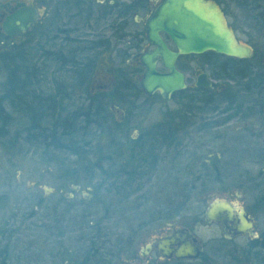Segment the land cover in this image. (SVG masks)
Masks as SVG:
<instances>
[{
	"label": "flooded vegetation",
	"instance_id": "1",
	"mask_svg": "<svg viewBox=\"0 0 264 264\" xmlns=\"http://www.w3.org/2000/svg\"><path fill=\"white\" fill-rule=\"evenodd\" d=\"M165 1L0 0V45L4 38L11 43L17 42L16 38L5 35L4 24L10 17L29 8L30 30L21 34V38L30 32V41L35 43L37 34L41 35L40 32L44 34L50 30L59 32L70 30L78 35V28H82V14L85 7V20L89 21L92 31L91 70L87 68L88 63L84 67L79 63V66L81 70L86 68L92 72V63L97 60L96 72L99 82L90 93V98L94 101L90 115L95 118V124L99 121L108 122V134L103 140H106L107 157L112 159L110 160L112 166L107 169L95 167L92 170L102 172L106 176V186L116 199L110 200L109 205L106 206L98 200L97 194L93 197L96 191L94 188L98 184H95L93 189L85 188L89 191L88 195L81 192V185L75 180L80 175L78 174L80 169L77 168H58L60 173L50 176L54 177L53 181L56 185L46 191L45 197H39L37 200V193L30 194L31 200L35 199L34 203L37 206L43 205L47 210L44 225L47 239L44 254L46 264H80L77 263V259L83 255L81 250L85 249L87 242L93 236L109 237L112 246L123 245L125 247L123 253L130 259L150 260L142 264H157L154 263L156 261L161 262L159 264H166L163 263L164 261L172 264L175 261H190L175 258L174 254L177 248L186 242L201 245L204 252V245L198 239L195 230L198 226L216 229L222 242L246 239L247 244L246 248L242 249L243 252L250 254L254 261H261L255 251L260 240V234L256 231V218L244 203L238 204L243 194L241 186L237 183L240 182L242 185L243 181H249L248 171L243 170L244 173L241 171L244 178L235 179V184L227 183V170L221 160L217 164L211 162V160L217 161V157L214 158L216 160L206 158L201 162L192 154L190 162L181 168L177 164L180 161L177 150L179 134L186 128L189 129L191 124H199L196 130L202 133L210 130L211 127L216 128L215 122L210 123L200 118L205 112L213 111L217 107L212 104L215 97L225 102L226 105L222 107L237 108L243 105L235 102V96L249 94L256 97L262 90L264 78L259 75L258 63L261 60L262 65L264 57H260L257 53L256 44L259 35L264 34V0H206L216 4L224 18V24L232 31L239 44L250 48L251 55L241 58L224 56L226 62H222L219 66L220 74L217 79L210 77L205 69L210 65L208 59L196 66L194 54L178 55L173 62L174 69L183 74L185 87L173 91L168 97H163L159 91L145 94L140 83L146 72L142 59L144 56H150L157 49V46L149 40L146 27ZM157 34L168 51H177L176 43L166 31L158 30ZM78 39L79 37L75 36L69 42V45L74 47V51L68 50L67 53H70L68 62L75 63V58L77 59L82 53ZM154 59L156 74L170 73V69L164 65L159 55ZM201 74L206 76L210 86L197 84V77ZM190 76L194 79L191 83L187 79ZM87 79L89 80V77ZM131 80L134 82H130ZM100 88L102 91L98 90ZM99 92L110 97L108 107L102 105L103 99L98 96ZM255 100L252 101L253 104ZM180 107L188 108L181 110ZM210 107L214 108L210 109ZM197 115L200 119L196 120ZM152 118L155 122L151 125L146 124V122L150 124ZM142 125L145 127L148 125V130L142 131ZM73 156L78 158L75 154ZM157 163H165L170 167L171 195L167 196V199L161 206L156 207L150 216L127 215L143 206L140 202H136L138 199L142 201V193L136 197L135 204L132 203V198L142 189L145 182L142 181L143 178L155 169ZM10 176L6 169H0V185L4 183L6 188L7 183L8 189L0 193V211L8 213L7 219L0 223V264H20L23 253L18 248L13 249L11 238L18 236L21 230L27 231L29 233L27 237L30 238V228L34 227L30 224V219L33 217L30 210L23 215L22 212L18 215L17 209L11 208V211H8L10 203L23 199L18 195L19 189L9 192ZM91 179L93 184V180L96 179L92 177ZM66 188L71 192H65ZM181 192L184 194L180 201ZM121 203L124 205V210L117 214L114 209H119ZM87 205L89 209L80 213ZM106 208H109L106 212L111 214L101 215L100 220H95L98 211L102 213ZM209 211L210 217L206 214ZM180 219H185L187 223L177 225ZM102 222H110L112 230L109 231L108 228L103 230ZM158 222H166L168 227L164 231L152 228L155 234L152 235L150 242L148 241L144 247L137 246L136 240L141 232L143 234L146 232L147 224ZM62 223L65 224L64 228L67 225H74L73 230L83 231L81 239L76 242L79 245L81 243V246L77 247L78 254L64 247L59 241L63 236ZM122 226L123 235L118 231ZM88 230L93 231L91 236L86 232ZM109 252L107 264H116L112 262L120 257V253L114 254L111 250ZM116 255L118 256L115 257Z\"/></svg>",
	"mask_w": 264,
	"mask_h": 264
},
{
	"label": "rangeland",
	"instance_id": "2",
	"mask_svg": "<svg viewBox=\"0 0 264 264\" xmlns=\"http://www.w3.org/2000/svg\"><path fill=\"white\" fill-rule=\"evenodd\" d=\"M84 9L85 7L83 8L82 14V28H78V35H75L76 33L74 34L70 30H68V32L50 30L44 32V34L40 32L41 35L37 34L36 41L33 43L32 40L30 41L29 32L18 42L11 43L10 41L3 40V43L0 45V52L13 49H18V52H22V66H24V68H29L30 72L32 70L35 77L31 79L30 99L32 95H34L35 99L41 98L50 100L52 98L54 102H58V107H54L52 111H47L48 113L45 112V114L47 113L49 115L54 113L56 115L61 113L62 118L67 117L68 119L72 118L73 115L76 116L75 119H77V121H75V125L72 124L70 119L67 123L68 125L75 126V128L71 126V139L75 138L79 141L78 149L82 155V157L75 158L73 155H69L64 149H51L44 152L41 144H29L25 133V129L28 125L27 117L13 108L17 107V105H10L8 102H4V109L8 111L7 113L9 116V125L5 128L6 136L9 139L15 137L16 142L11 153L10 151H6L8 146V143H6L8 142L7 139H1L3 141H0V169H6V171L11 174V182H9L10 186L8 187L10 188L9 192H13V189H19L18 195L23 198L16 203H10L8 211L10 212L11 208L13 210L17 209L18 211L16 212H18V215L20 212H22L21 214L23 215L30 210V212H32L31 215H33L32 219H30V224L34 225L33 228H30V238L27 237L29 233H27V231L22 232V230L21 232L19 231L18 236L13 235L14 237L11 238V243L14 245L13 249L17 250L18 248L21 253H23L20 264H46L44 254L47 239L44 225L46 224L47 210L43 205L37 206V204L34 203L36 200H31L30 194L37 193L36 199L43 196L45 197L46 191L56 185L53 181L54 177L50 176H55L60 173V171L57 170L58 168L80 169V173H78L80 175L78 179H75L81 185L80 191L82 190L81 192L88 195L89 191L85 190V188L92 187L93 189L94 185L98 184L97 187L94 188L96 191L93 197L97 194L98 200L102 201L103 205L108 206L110 200L116 199L113 197L112 193H110L108 186H106V176L103 175L102 172H94L92 170L95 169V167H99V165L104 169L112 166L110 162L112 159H108L107 157L106 140H103V137L108 134V122L99 121L95 124V118L91 117V121L87 124L84 123L82 116L92 111L91 107H93L94 101L90 98V93L99 82L98 72H96L97 60L92 63L93 68L92 72H90L91 74L88 75L89 80L80 81L79 75L76 74L77 71H75V69L80 68V66L76 64L80 63L82 67H84L86 63L90 65V60L92 58V52H90L92 31L89 21L85 20ZM75 36L79 37L78 41L80 42L82 53L77 59L75 58V64H73V62H68L70 53L68 54L67 52L68 50L74 51V47L69 45V42L73 40ZM256 51L260 54V57H264V34L263 36L259 35ZM193 57L196 66L201 65L205 59H208L210 65L205 69H207L210 77L215 79L219 78V66L222 62H226L224 56L212 52H205L203 54H195ZM76 61L79 62L76 63ZM260 61L258 63V72H260L259 75L264 78V63L261 65ZM71 63L73 65H70ZM3 66V64L0 65V94L3 91V84L6 78V68ZM98 67L99 66H97V68ZM79 71L81 72V70H78V72ZM187 79L189 83L194 80L192 76ZM260 81H262V79ZM130 82L133 83L134 81L131 80ZM98 90L102 91L101 88ZM98 96L103 99L101 100L102 105L108 107L107 104L109 103L110 97L101 92H99ZM193 96L197 97L196 94H193ZM235 97V102L239 105H243V107H222L226 105L224 104L225 102L215 97L212 104H215V106L217 105V107H210V109L214 108L213 111L205 112V114L200 117L206 121L208 120L210 123L215 122L217 129L211 127L210 130H206V132L202 133L196 130L199 124H191L189 129L186 128L183 133L179 134V148L177 153L180 154V161L177 164L178 167L183 168V165L190 162L189 160L192 154L196 156L197 161L201 162L205 161L206 158L214 159L217 157V161L211 160V162L217 164L218 161L221 160L220 162L224 164L227 170V183H234L235 179L238 178L241 180V178H244L241 175L242 172L244 173L243 170L248 171V173H246L248 174L247 179H249V181H243L242 185H240V182L237 183L241 186V192L243 194L238 204L241 205V203H244L248 211L253 213L256 218V231L260 234V240L257 244L258 248H256L255 251H257V255L259 256L258 259L261 261H254L250 254L247 255L243 252L242 249H245L247 244L246 239L222 242L218 237L219 233L216 229H207L198 226L195 230L198 234V239L204 245V252L195 260L182 261V264H264V86L256 97L249 94H240ZM94 98L97 99V97ZM254 99L256 100L253 104L252 101ZM245 105H247V107H245ZM253 105H256L255 108ZM248 107L253 108L249 110ZM186 108L188 107H180L181 110H186ZM181 110L179 111L181 112ZM77 113H80V115ZM44 118L45 119H42L41 122L42 128L50 127V123H52L51 118ZM187 118L185 119L188 120ZM200 118L197 115L195 119L197 120ZM154 122L155 120L152 118L150 124L149 122H146V124L148 123V125H151ZM148 125H146V127L142 125V131L145 129L148 130ZM54 142H56V138ZM100 142H103V144H100ZM155 165V169L148 172L143 178L142 181L145 182L142 189L132 198L133 204L140 202L143 206L128 214L125 213V215L150 216L153 214V211L156 210V207L161 206L167 199V196L169 197V195H171L172 177L169 175L170 167H167L165 163H157ZM91 177L96 179L93 180V184L91 182ZM6 190H8L7 183L6 188L4 183H1L0 193ZM64 191L67 193L71 192L67 188ZM141 193L142 201L138 199L135 202V199H137L136 197L140 196ZM183 194L184 192L180 193V198ZM182 199L183 198H181L180 201ZM256 199H258V201H256ZM87 209H89V205L84 206L80 213L85 212ZM108 209H104L102 213L98 211L97 217L94 219L98 221L101 219V215L109 214L106 212ZM122 210H124V205L121 203L119 209L115 208L114 212H118L117 214H119ZM182 215L185 216L184 213H182ZM7 216L8 213L0 211V223L4 222ZM186 223L185 219H180L177 225H185ZM101 224L104 227L102 228L103 230H106V228L110 229L109 231L112 230V224L110 222H102ZM63 225L65 224L62 223L63 236L59 241L62 242L64 247L78 254L79 250H77V247L81 246V243L79 245V243L76 242H79L81 239L83 231L77 232L73 230L74 225H67L65 228ZM135 225L137 226V223ZM167 227L168 224L166 222L148 223L146 232L144 231V234L141 232L136 240V245L144 247L148 241L150 242L152 235L155 234H153L154 230H152V228H159V230L164 231ZM123 230L122 226L118 231H121L123 235ZM86 232L89 233V236L93 233L92 230ZM24 235L25 237L23 238ZM148 261L150 260L137 261L134 260V258L130 259L122 251L120 257L114 259L112 263L142 264ZM154 263L159 264L161 262L156 261ZM163 263L172 264V262L167 261ZM174 263L175 262H173V264Z\"/></svg>",
	"mask_w": 264,
	"mask_h": 264
},
{
	"label": "water",
	"instance_id": "3",
	"mask_svg": "<svg viewBox=\"0 0 264 264\" xmlns=\"http://www.w3.org/2000/svg\"><path fill=\"white\" fill-rule=\"evenodd\" d=\"M224 23V18L215 3L206 0H166L146 27L148 38L157 49L142 59L146 67L145 75L140 80L144 93L159 91L163 97H168L173 91L185 87L183 74L174 69L173 62L178 55L213 51L230 57L250 56V48L239 44ZM3 30L5 35L19 40L21 34L30 30V8L10 17ZM158 30L166 31L174 40L176 52H170L165 48L158 37ZM158 55L170 69L169 74H156L154 58ZM205 77L204 74L197 77V84L210 86ZM206 214L210 217V211ZM177 249L174 257L179 259L193 260L203 253L201 245L193 242H186Z\"/></svg>",
	"mask_w": 264,
	"mask_h": 264
},
{
	"label": "trees",
	"instance_id": "4",
	"mask_svg": "<svg viewBox=\"0 0 264 264\" xmlns=\"http://www.w3.org/2000/svg\"><path fill=\"white\" fill-rule=\"evenodd\" d=\"M4 40L7 41V38H4ZM21 57L22 52H18V49L5 50L3 52H0V65L3 64V67L6 68V78L3 84V91L0 94V141H3L1 139H7L8 142L6 143H8V146L6 148V151H10L12 153V149H14L15 147L16 140L15 137L9 139L6 136L5 128H7V126L9 125V116L7 113L8 111L4 109V102H8L10 105H17V107L13 108L27 117L28 125L25 129V133L27 136V142L29 144H41L44 152H47L51 149H64L68 152V154H75L78 158L82 157L78 149L79 141H77L75 138L71 139L72 127L76 124L74 120L76 116L73 115L74 118H69L74 125H68L67 121L69 119L67 117L62 118L61 113H58L57 117L54 113H51L49 115L47 114L49 111H52L54 107H58L57 101L54 102L52 98L50 100L41 98L35 99L34 95H32L30 99V86L32 84L31 79L35 76L33 75L32 70L30 72L29 68L26 67V69L24 68V66H22L23 63ZM73 64L71 63L70 65ZM76 65H79V63ZM87 68L91 70L90 65H88ZM88 69H75V71H77L76 74L79 75L80 81L83 82L87 79L89 75L88 72H90V70ZM78 70H81V72H78ZM252 108L248 107L249 110ZM45 112L47 113L45 114ZM90 114L91 111L89 112V114L85 113V115H82L84 123L89 124V121H91L90 118L92 117V115ZM44 117L51 118L52 123H50V127L48 128H42L41 122L42 119H45ZM55 138L56 142H54ZM98 168L102 169L103 167L99 165ZM89 240L90 241L87 242L88 245H86L85 249L83 251L81 250L83 255L77 259V263L107 264L109 258L108 253H110V250L114 252V254H119L125 250V247L120 244L112 246L110 238L106 236H93ZM117 256L118 255H116L115 257ZM182 263V261H175V264Z\"/></svg>",
	"mask_w": 264,
	"mask_h": 264
}]
</instances>
